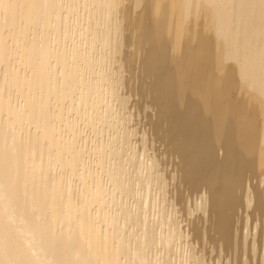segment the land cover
Wrapping results in <instances>:
<instances>
[{"label":"bare ground","instance_id":"bare-ground-1","mask_svg":"<svg viewBox=\"0 0 264 264\" xmlns=\"http://www.w3.org/2000/svg\"><path fill=\"white\" fill-rule=\"evenodd\" d=\"M127 1L0 0V264H264V0Z\"/></svg>","mask_w":264,"mask_h":264},{"label":"rangeland","instance_id":"rangeland-1","mask_svg":"<svg viewBox=\"0 0 264 264\" xmlns=\"http://www.w3.org/2000/svg\"><path fill=\"white\" fill-rule=\"evenodd\" d=\"M128 1H130V0H128ZM128 1L126 2V3H128ZM129 4V3H128ZM130 5H128V8H127V13L130 15V7H129ZM177 10V12H178V20H179V23H181V24H185V23H183L184 21H187V19H189V18H187V19H183V16H182V13L180 14V9L179 8H177L176 9ZM198 12H200V10H197V11H194V10H191V17L190 18H194L191 22H192V30L194 31V21L197 19V15H198ZM201 12H202V17H201V21H200V25H201V29L204 31V35H205V37H208V38H213V36H214V33H213V31H212V29H211V25H210V21L206 18V16H205V14H204V10H202L201 9ZM129 32H130V29H129V27H128V29L127 28H125V32L124 33H126L125 35H130L129 34ZM134 37V38H133ZM133 39V40H132ZM134 39H135V34H134V36H132L131 37V40L132 41H134ZM210 42H213V43H217V41H215V40H210ZM146 45H143V48L142 49H146V47H145ZM145 47V48H144ZM125 49H127V50H124V52L126 53L127 52V54L129 53V52H133L132 50H133V48H125ZM186 47H182L181 49H180V54L181 55H185V51H186ZM216 49V45H214V46H211V47H209V51L208 52H210V51H214ZM129 50V51H128ZM143 51H145V50H143ZM141 52V55L144 53V52ZM129 55V54H128ZM139 55H140V53H139ZM138 54H137V56L136 57H138L139 56ZM143 56V55H142ZM136 59V58H135ZM211 57L210 56H207V60L205 61V64L206 65H212V63H211ZM138 60H136V62H137ZM133 64H131V65H129V67H128V65H127V67L124 69V74H123V77H124V79L126 80V82H127V85L126 86H130V88H137L138 87V83H139V77H138V73H139V69H137L136 68V64H135V62H134V65L132 66ZM235 64L233 63V62H227V63H224V64H221L219 67H217V74H218V76H219V79H221V82H222V85H221V88H220V100L223 102V104L224 103H229L230 101L231 102H233V104H236V103H241L242 105L244 104V105H246V107H250V106H256V104H258L259 102H260V100L259 99H257V98H252L251 97V91L249 90V89H246V87H241V85L239 84V82H238V74H237V69L235 68V72L231 75V77L235 80V81H237V83L234 85V86H230L229 88H228V86H227V84H225L223 81L225 80V78L228 76V74H229V71H231V68L230 67H232V66H234ZM137 66H138V64H137ZM216 67V66H215ZM136 68V69H135ZM138 71V73H137V71ZM232 73V72H231ZM137 74V75H136ZM136 76V77H135ZM135 79H134V78ZM137 79V80H136ZM132 80V81H131ZM136 80V81H135ZM129 82V83H128ZM133 82V83H132ZM135 82H137V84L135 83ZM131 83V84H130ZM144 83H147V84H149V83H152V80H150L149 79V81L146 79H144ZM130 84V85H129ZM137 85V86H136ZM123 92L125 93L126 92V90L124 91L123 90ZM135 94H136V91H135ZM253 94V93H252ZM253 95H255V94H253ZM133 97V98H132ZM136 99H135V98ZM130 103H129V107L131 108V111H132V114H133V118H131V120L133 119L134 121H131V125L129 124V126H131V127H133L134 129H140V130H142L143 131V129H144V131L145 132H147L146 134L148 135V127H149V123H150V120H154V117L152 116V114H153V112L151 113V109H149L150 111L149 112H147L148 111V109L147 110H145V108H144V104H143V102L141 103V101L139 102V104H138V106H137V108L139 109H137L136 110V112H135V110H133V102L134 101H138V97H136V96H131L130 97ZM229 100V101H228ZM140 107V108H139ZM144 109H143V108ZM142 110V111H141ZM145 111V112H144ZM133 112H135V114L133 113ZM138 112H139V114H138ZM143 113H144V116H143ZM259 113V112H258ZM257 113V114H258ZM151 114V115H150ZM138 116H139V118H138ZM138 119H137V118ZM146 117V118H145ZM257 119H259L260 117L259 116H257L256 117ZM137 119V120H136ZM148 119V120H147ZM139 120V121H138ZM143 121V122H142ZM133 123H135L136 125H134ZM139 125V128H138V125ZM134 125V126H133ZM144 125V126H143ZM141 128H143V129H141ZM146 128V129H145ZM147 130V131H146ZM164 130V129H163ZM139 131V130H138ZM151 136H149L148 138H150ZM151 139H153V138H151ZM158 143V142H157ZM159 144V143H158ZM153 148L156 150V155H158V151H160V149L162 150L163 148L162 147H160L159 145H157L156 143L154 144V146H153ZM218 154H220V152L218 153ZM165 163V161H163V164ZM257 181H258V179H257ZM174 183V182H173ZM197 216V215H196ZM185 224L183 223L182 224V226H184ZM211 255V254H210ZM210 255H208V251H207V257H206V259H208V257L210 258ZM211 257H213V254L211 255ZM221 264V263H220Z\"/></svg>","mask_w":264,"mask_h":264}]
</instances>
